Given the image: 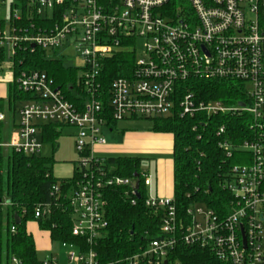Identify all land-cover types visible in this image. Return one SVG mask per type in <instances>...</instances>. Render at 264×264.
Wrapping results in <instances>:
<instances>
[{
    "label": "built area",
    "instance_id": "1",
    "mask_svg": "<svg viewBox=\"0 0 264 264\" xmlns=\"http://www.w3.org/2000/svg\"><path fill=\"white\" fill-rule=\"evenodd\" d=\"M5 0H0V8ZM44 19L35 31L16 34L10 27L0 29V47L15 54L21 41L44 49L47 55H61L72 42L84 60L77 85L85 92L79 104L69 101L44 72L22 70L18 88L30 98L17 117L9 121L0 111V148L24 155L41 154V124L74 127L75 164L80 174L65 195L71 216V234L85 239L90 246L61 242L68 247L67 259L73 264H112L99 262L91 246L99 238L107 220L102 191L107 186H124L126 195L135 198L137 178L111 175L103 168V157L96 148L106 145L103 127L106 113L113 121L168 115L206 117L245 113L251 128L260 132L256 139L245 140L241 148L249 152L244 163L231 167L226 187L231 198L220 214L203 206L186 210L187 222H178L171 198L150 192L151 175L141 171L145 186L144 205L164 208L160 237L142 244L126 256L127 264H160L180 240L186 245L209 247L228 264H264V0H26ZM172 3H175L174 6ZM13 20L19 13L11 9ZM53 19V20H52ZM48 21V22H47ZM21 29H19V32ZM141 42L142 55H136ZM118 50L133 54L130 73L113 78L104 92L100 74L105 60ZM193 79L238 82L243 99L235 104L204 100L185 83ZM105 100L108 106H104ZM10 135L4 134V125ZM221 126L218 132H222ZM218 134V133H217ZM226 156L229 144L220 143ZM138 177V176H137ZM60 193L58 184L50 196ZM140 197V194H139ZM135 198L130 202L135 203ZM51 204L35 208V217L48 214ZM9 264H22L12 257ZM39 264H56L50 255ZM179 264V263H175Z\"/></svg>",
    "mask_w": 264,
    "mask_h": 264
},
{
    "label": "trees",
    "instance_id": "2",
    "mask_svg": "<svg viewBox=\"0 0 264 264\" xmlns=\"http://www.w3.org/2000/svg\"><path fill=\"white\" fill-rule=\"evenodd\" d=\"M175 3H172L174 6ZM11 9L19 13V20L9 16V26L22 35L30 31V24L36 31L44 19L36 16L35 9L26 0H12ZM53 20V19H52ZM48 22V21H47ZM6 21L0 18V29ZM19 29L21 31L19 32ZM100 81L108 93L110 81L130 73L133 54L118 50L105 60ZM8 65L12 73L7 83L5 98L0 97V111L9 121H13L24 103L31 97L17 85V76L22 70L46 73L55 87L62 89L65 97L76 104L85 98V92L77 85L78 69L65 66L56 54L47 55L40 47H31L21 41L15 47V54L8 55L6 47H0V71ZM204 100H220L224 104H235L243 99V89L238 82L229 80L193 79L185 82ZM104 106L108 103L105 100ZM107 125L114 129L116 121L106 113ZM151 121L153 132L170 133L172 143V204L177 221L187 222L186 210L193 206H203L217 213H224L231 198L226 182L231 176L234 164L249 160V152L240 146L243 141L256 139L259 130L251 128V119L245 113L224 114L206 117L204 113L193 116L168 115L146 118ZM223 126L222 132H218ZM42 140L56 145L60 127L56 124H41ZM264 132V131H263ZM218 133V134H217ZM229 144L230 156H226L220 143ZM103 168L111 175L138 177L140 197H128L126 187L107 186L102 191L105 201L107 226L102 235L91 243L101 263L127 264L124 261L139 250L151 238L161 236L160 225L165 215L164 208H149L144 205L145 186L141 176L140 158L135 156H106L102 158ZM55 160L42 154L24 155L10 148H0V264H9L12 257L22 264H39L35 242L27 223L36 222L38 227L49 234L51 241L68 242L88 247L90 244L79 236L71 234V216L65 195L80 172L74 164L67 178H57L53 174ZM58 184L60 193L55 199L50 196L52 186ZM135 198V203L130 202ZM51 204L50 212L35 217V208L40 204ZM16 218L18 222H16ZM167 253L160 264H228L219 260L209 247L186 245L180 240Z\"/></svg>",
    "mask_w": 264,
    "mask_h": 264
},
{
    "label": "rangeland",
    "instance_id": "3",
    "mask_svg": "<svg viewBox=\"0 0 264 264\" xmlns=\"http://www.w3.org/2000/svg\"><path fill=\"white\" fill-rule=\"evenodd\" d=\"M12 0H5L4 4L0 8V18L8 19L10 15V2ZM142 47L141 42H137L136 55L141 56ZM62 64L65 66H72L78 69V73H81V69L84 66V60L78 55L75 48V43L69 44L63 50L61 55L58 56ZM11 77V70L8 65L5 64L0 71V89L6 85ZM1 91V90H0ZM9 122L4 125V134L10 135L8 130ZM76 128L64 126L60 127V133L56 139V145L53 147L50 143L45 142L41 148V154L47 157H52L55 160L53 166V174L55 177H68L71 174L77 159V153L75 151L74 133ZM103 135L106 140V145L96 148L94 151L96 156H135L140 158V168L148 171L153 178H155L157 172L156 167L159 168L160 164L168 163L171 159V153H155L148 154L147 152L139 151L143 142L135 140L137 135L152 133L151 121L146 118H134L123 119L116 121V127L113 131H109L108 127H103ZM162 145L165 143H161ZM112 147H116V150H111ZM162 161V162H161ZM28 230L33 234L35 241L39 239V236L45 242L46 246H42L39 242L36 245L37 256L40 259H44L50 255L56 257V264H73L67 259L68 247L62 246L60 242L51 241L47 235V232L38 228L36 222L30 221L28 224Z\"/></svg>",
    "mask_w": 264,
    "mask_h": 264
},
{
    "label": "crops",
    "instance_id": "4",
    "mask_svg": "<svg viewBox=\"0 0 264 264\" xmlns=\"http://www.w3.org/2000/svg\"><path fill=\"white\" fill-rule=\"evenodd\" d=\"M11 78H12V73H11V77L8 80V82L11 80ZM7 83L0 89L1 98H5L6 96ZM115 127H116V124L114 128ZM108 130L113 131L114 129H111L109 127ZM137 139L143 142V145L141 146V149L139 150L141 152H147L148 154L149 153L150 154H155V153L161 154V153H171L172 152L173 137H172V134L170 133H160V132L145 133V134L137 135V138H135V140ZM161 143H165V144L162 145ZM111 150L112 151L116 150V147H112ZM172 169H173L172 159H170V161L168 163H165L164 165L159 163V168L156 167L155 169V172H157L158 174L155 176V178H153V176L147 171L151 175V178H152L150 192L154 196L161 197V198H171L172 197V193H173ZM59 178H67V177L62 176ZM27 229H28V226H27ZM47 235L49 237L48 232H47ZM34 242H35V249H36V245H38L37 242H39L42 246H46L44 240L40 236H39V239H37V241H35L34 239Z\"/></svg>",
    "mask_w": 264,
    "mask_h": 264
},
{
    "label": "water",
    "instance_id": "5",
    "mask_svg": "<svg viewBox=\"0 0 264 264\" xmlns=\"http://www.w3.org/2000/svg\"><path fill=\"white\" fill-rule=\"evenodd\" d=\"M31 47H34V44H32L31 45ZM133 177H137V174H134V176ZM138 186H139V184H138V179H136V181H135V188L137 189L138 188ZM136 196L137 197H139V194L138 193H136ZM0 202H1V199H0ZM16 222H18V219L16 218Z\"/></svg>",
    "mask_w": 264,
    "mask_h": 264
}]
</instances>
